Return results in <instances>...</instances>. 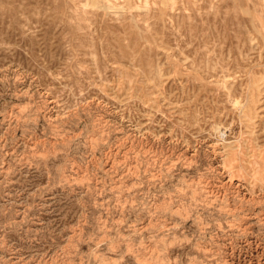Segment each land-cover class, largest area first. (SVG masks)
Wrapping results in <instances>:
<instances>
[{
	"label": "rangeland",
	"instance_id": "obj_1",
	"mask_svg": "<svg viewBox=\"0 0 264 264\" xmlns=\"http://www.w3.org/2000/svg\"><path fill=\"white\" fill-rule=\"evenodd\" d=\"M263 224L264 0H0V264H264Z\"/></svg>",
	"mask_w": 264,
	"mask_h": 264
},
{
	"label": "bare ground",
	"instance_id": "obj_2",
	"mask_svg": "<svg viewBox=\"0 0 264 264\" xmlns=\"http://www.w3.org/2000/svg\"><path fill=\"white\" fill-rule=\"evenodd\" d=\"M101 2H102V1H101ZM87 4H88V3H87ZM227 184H228V183H227ZM253 203H254V202H253ZM249 204H250V202H249ZM249 204H248V205H249ZM229 205H230V204H229ZM258 215H259V214H258ZM258 215H257V216H258ZM255 216H256V215H255ZM239 220H240V219H239ZM142 222H143V221H142ZM258 224H259V223H258ZM263 225H264V224H263ZM160 231H161V230H160ZM236 235H237V234H236ZM150 246H151V245H150ZM230 251H231V250H230Z\"/></svg>",
	"mask_w": 264,
	"mask_h": 264
}]
</instances>
